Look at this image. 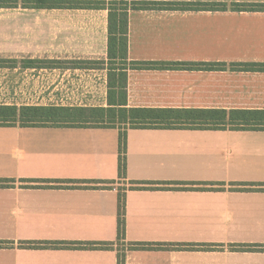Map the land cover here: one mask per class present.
<instances>
[{
    "label": "crops",
    "instance_id": "obj_1",
    "mask_svg": "<svg viewBox=\"0 0 264 264\" xmlns=\"http://www.w3.org/2000/svg\"><path fill=\"white\" fill-rule=\"evenodd\" d=\"M100 1L0 0V107L107 108L108 11L60 5ZM129 1L161 4L129 11V63L202 66L129 70L128 108L264 111V0ZM118 136L0 127V264H264V131L128 130L122 181ZM56 242L112 245L28 246Z\"/></svg>",
    "mask_w": 264,
    "mask_h": 264
},
{
    "label": "trees",
    "instance_id": "obj_2",
    "mask_svg": "<svg viewBox=\"0 0 264 264\" xmlns=\"http://www.w3.org/2000/svg\"><path fill=\"white\" fill-rule=\"evenodd\" d=\"M67 6L102 9L108 11L107 27V108H29L0 107V127L20 128H103L117 129L118 180L125 179L126 132L135 129L166 130H237L264 131V111L222 110H151L127 107V72L141 69L176 70L183 66L198 69L200 64H138L128 62V13L132 9L160 6L156 3H137L129 0L100 2H71ZM202 6V4H197ZM223 6V5H222ZM213 7H220L215 5ZM2 64H7L2 62ZM1 65V62H0ZM11 66L13 64L11 63ZM103 63L85 64V67L103 69ZM159 183H132L130 190H189L178 184L177 188L159 187ZM118 190L116 242L124 240V195ZM112 243H35L33 247H79L109 249ZM192 247V246H190ZM245 247V246H244ZM245 248H256L246 246Z\"/></svg>",
    "mask_w": 264,
    "mask_h": 264
},
{
    "label": "rangeland",
    "instance_id": "obj_3",
    "mask_svg": "<svg viewBox=\"0 0 264 264\" xmlns=\"http://www.w3.org/2000/svg\"><path fill=\"white\" fill-rule=\"evenodd\" d=\"M117 247H118V249H119V250H121V251H122V248H121V245H120V244H118V246H117ZM121 256H122V259L124 260V258H123V257H124V255H123L122 253H121ZM120 262H121V259H120Z\"/></svg>",
    "mask_w": 264,
    "mask_h": 264
}]
</instances>
